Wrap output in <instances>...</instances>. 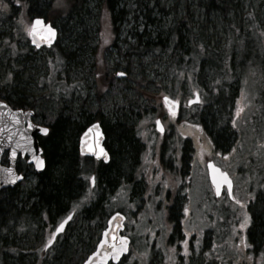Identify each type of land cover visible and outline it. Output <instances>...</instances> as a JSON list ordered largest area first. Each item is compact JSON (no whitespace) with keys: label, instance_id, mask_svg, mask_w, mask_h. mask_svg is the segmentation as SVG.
<instances>
[{"label":"trees","instance_id":"16d2710c","mask_svg":"<svg viewBox=\"0 0 264 264\" xmlns=\"http://www.w3.org/2000/svg\"><path fill=\"white\" fill-rule=\"evenodd\" d=\"M8 1L13 10L27 14L29 19L30 17L32 19L44 18L58 29L60 35L54 54L46 58L44 63L47 64V68L49 63L57 65L54 68L59 85L64 83L68 86L69 81L66 80V75L69 73L70 65L84 64L87 57L92 60L90 74L93 81L89 88L96 95L93 102L97 101L100 104L105 92L114 89V81L115 83L119 82L117 73L123 72L127 78L123 81V88L118 94L122 102L126 101V103H122L119 108L117 104H114L112 109L107 110L109 122L97 117V114L92 112L95 103H75L76 107H74L69 101L58 99L56 95L53 96L52 91L45 99L42 98L43 95L26 99L27 91L13 88L11 84L2 87L0 100L6 101L15 109L43 108L42 106L45 104L42 102L46 103V101L42 100H47L48 97L57 103L54 104L55 110L50 115L52 118L44 116L41 123L51 129L50 135L44 140L42 146L46 162L45 171L35 174L23 161H20L18 170L25 175V184L27 185V179L30 176L34 177V183L25 187L27 189H21L22 185H19L14 189L0 191V244L4 246L11 244L7 243V237L24 238L34 244L40 238L39 233L44 230L47 221L55 223L73 211L74 206L81 205L82 207L85 202V200L83 202L84 197L87 200L82 210L83 217L89 223L94 222L99 228H102L105 218L116 208H113V204L117 202L120 179L123 176L129 178L137 169L135 164L138 151L141 143H144L138 129L134 131L141 124L137 125V123L141 119L150 123L153 115L161 110L160 103L153 101L154 98H158V94L154 95L155 93L149 92L151 85L156 86L157 83L147 79L148 72L144 63L147 60L155 62L156 58L161 57L164 52L169 55V58L165 63L166 74L162 76L169 79V87L159 86L158 89L162 93L169 92L170 95L175 96L177 90L171 87V83L180 78L182 81H178V83L185 84L183 90V85L179 86L181 92H184L183 97L187 98L193 91L200 96L202 110H199V106L193 110L185 107L181 122L186 127L195 128L202 135L204 132L211 144L212 151H216L218 157H231L232 163L228 167L236 176L239 200L242 202L248 199L247 207L250 208L252 205V223L249 230L246 229L248 240L256 243L258 231L262 232L261 236L264 238V197H261L260 194L256 196V190L252 192V186L256 184L255 178L260 174V170L256 169L255 172L251 170L252 155H249V149H245L246 137L250 136L249 131L246 132V128L252 124V121L247 115L248 112L243 121H235L237 115L235 105L241 97V80L247 70L245 67L255 65L252 58L258 62L260 74L264 78V49L260 55L256 51L257 43L264 44V0H260L257 10L250 8L249 11L241 7L242 0H197V5L193 0H172L173 6L170 7L174 11H177L181 1L185 3H183L184 16L175 17L168 34H165L162 24H158L155 22L156 19H152L155 7L149 6L151 1L148 0L144 6L143 0H134L137 6L134 12L138 15L144 6L146 13L143 20L145 24L142 25L141 32H139L141 26L133 25L123 38H120L119 23L123 25L128 20L125 7L128 2L124 0ZM254 4L253 1L250 5ZM93 5H96V9H93L94 12L90 9ZM192 6L198 7L200 11L204 10L205 16H215L219 19L222 24L220 32L211 34L207 21L200 24L195 21L194 15L192 17L189 15L193 14ZM232 13L233 17H231ZM236 13H239L240 16ZM5 20L6 18L1 16V21ZM93 21L96 23L94 37L90 32ZM104 21H106L108 29L106 32ZM134 22H139V16H134ZM244 23L248 27L247 31H244ZM148 27L151 28L149 33ZM218 33L223 36V40L213 39L212 36L217 37ZM65 34H70L71 40L68 38L70 44L66 42V46L63 47L61 42ZM20 40L27 42L25 36ZM9 41L13 42L14 38ZM93 42L96 44L94 45ZM70 47H73L71 52L69 51ZM112 50L116 51L119 60L113 67H110L107 55ZM260 84L264 97V82H261V78ZM78 88L79 86H75L74 89ZM85 90L87 92V89ZM66 91L69 92V89L66 88ZM134 92H136L135 95ZM9 94L10 96H8ZM103 102L104 100H102ZM261 105L264 107V103ZM233 120L236 122V131L233 127ZM93 122H100L104 128L107 148L112 155L109 164H95L93 160L82 158L78 154V137ZM255 131L261 132L260 129ZM185 150H188V147ZM117 154L119 155L117 156ZM91 177H95L94 187L91 185ZM127 192L132 194L134 191L132 189ZM135 199L132 197L130 201L134 202ZM200 201L202 204L211 203L207 192H203ZM126 202L127 200H124L123 204ZM139 204L137 203V205ZM180 208V205L176 204L169 209L171 214L169 221L162 215L163 211H160L161 214L157 212V219L151 222L137 221V225L144 223L150 230L160 231L164 235L170 231L173 233L168 244H157L151 253L147 252L149 259L146 258V261L143 262L133 261L132 264H195V261L190 262L191 259L185 262L178 249L180 244L178 241L183 236L182 232L189 235V232L184 229L186 225L195 227L197 224L199 227L197 233H200L202 238L206 235L207 239V233L214 224V241H218L220 245L223 241H228V246L231 245L233 228L229 220L230 217L234 219L237 214L234 220L238 226L240 214L238 209L221 205L218 214L221 213L220 211L223 213L227 211L226 214H229L230 217L225 216L222 220L201 218L202 220L198 221H186L182 225L178 219L174 218L175 216L173 217V215L180 214ZM209 208L214 210L216 207L212 205ZM151 213L152 207L146 213L147 218ZM251 217L248 216V219L251 220ZM132 223L134 224L133 221ZM196 231H193L192 235H195ZM187 239H189L188 236L185 240ZM134 240H139L134 250H142L141 238L138 236ZM174 241L176 250L172 248ZM65 242L66 239L63 241L59 239L56 245L57 264H73V257L68 256L66 249L69 248ZM254 246L251 248L255 250L261 248V246ZM59 247L64 250L59 252ZM173 250L174 253H172ZM160 251L165 256L157 261L155 253L161 254ZM26 253L7 252V248L2 246V249L0 248V264H50V259L46 258V254H41L42 258H40L36 253L33 260L29 261V255ZM200 253L203 252L200 251L198 254ZM203 255L207 254L203 253ZM166 257L171 260H167ZM209 257H207L208 260Z\"/></svg>","mask_w":264,"mask_h":264},{"label":"rangeland","instance_id":"374dc122","mask_svg":"<svg viewBox=\"0 0 264 264\" xmlns=\"http://www.w3.org/2000/svg\"><path fill=\"white\" fill-rule=\"evenodd\" d=\"M125 2H128V4L125 5L126 7V14L128 15L127 22H124L123 25L119 23L121 34L120 38H123L127 35V32L133 27V25L137 24L138 26H141V29L139 32L143 30L142 25L144 26V20L143 17L146 13L144 6L145 3L147 4L148 0H143L144 6L140 11V14L138 15L135 11L136 9V3L134 0H124ZM150 7L154 6L155 10L153 13V18L156 19L155 22L158 24H162L164 26L165 34L169 33V28L172 25V21L176 19L175 17H183L184 16V2L181 1L179 3V8L176 9L177 11H174V9H171L170 6H173L172 0H150ZM195 2V5H197V0H193ZM243 4L241 7H243L244 10L248 11L250 8L253 10H257L260 0H242ZM254 1V5H250ZM20 2V1H19ZM4 3L7 5V9L4 10L3 7H0V93L2 91V87L7 84H11V86L16 89L27 91L28 94L25 95L26 99L33 98L35 96L39 97V95H43L42 98L45 99L48 94H51V91L53 92V96H57L58 99H63L66 102L69 101V103H72L71 105L76 107L74 105L75 103H95L93 106L92 112L97 114V117L102 118L104 121L109 122V116L107 114V110L112 109L114 107V104H117V107L119 108L122 103H126V101L122 102L121 97H119V91L123 88V81L127 78L126 74L123 77L118 78L119 82L114 81V89L110 92H105V95L102 100L104 102L102 103V100L100 101V104L98 102L94 101L93 99H96V95L94 91H92L89 86L91 85L93 78L90 74V70L92 68V60L90 57L86 58V62L84 64H78L77 65H70L69 67V73L66 75V80L69 81V85L66 84H58L57 83V75L55 74V68L57 65L53 63H49V66L47 68V64L44 63L45 59L52 56L55 51L53 50H41V51H35L33 48L30 47L29 43L26 41H22L20 39H24L28 37L26 36V29L29 30V25L32 20V18L27 16V14L20 12L18 10H13L9 1L4 0ZM184 3V4H183ZM193 4V3H192ZM164 7V8H163ZM191 12L194 15V20L199 22H208V27L210 29V33L213 34L214 32H220L222 28V24L219 19H217L215 16H205L204 10L200 11L198 7L192 6ZM91 10L96 9V5H93L90 7ZM162 9H164V12H162ZM172 10V11H171ZM94 12V10H93ZM176 12V13H175ZM235 14V13H234ZM239 14V13H238ZM236 13V15H238ZM233 13L231 14V17ZM1 16H4L6 18L5 21H1ZM134 16H139V22H134ZM240 16V14H239ZM104 23V30L106 32V21ZM244 31H247V25L244 23ZM92 30L90 32L92 33V37L95 36L96 33V23L92 22ZM151 28L148 27V33ZM28 35V34H27ZM218 36L213 37L215 40H223V36L217 34ZM259 37V36H257ZM13 40V42H10L9 39ZM68 38L70 39L69 35H64L63 41L61 42L62 46H66V42H68ZM71 40V39H70ZM258 40V39H257ZM97 42V41H96ZM96 42H93L95 45ZM69 43V42H68ZM70 44V43H69ZM71 48H69V51L71 52ZM264 49V44L257 43L256 51L257 54L260 55L261 52ZM107 62L110 67H113L114 64L118 63L119 58L116 56V51L112 50L109 55H107ZM169 58V55L164 52L162 53V56L159 58H156V61L152 63L151 60L145 61L144 65L147 67L146 71L148 72L147 79L156 82V86L151 85V89L149 92L155 93L154 95L158 94V98H154V102L158 103L160 102V98L164 94H169V92H160L158 89L159 86L167 87L168 80L166 77L162 76L163 74H166L165 72V63L167 62ZM255 65L253 66H247V70L245 71L243 78L241 80L242 89H241V97L238 101H236V107L235 112L237 111V115L235 117V121H243V118L245 114L248 112V117H250V121H252V124L246 128V132L249 131V138L246 137L245 142V149H249V155H252V161L250 164L251 170L255 172L256 169L260 170V174L256 176V184L252 186V192L253 190H256V196L260 194L261 197H264V107L261 105L264 103V97L262 95V85L260 84V78L261 82H264L263 76L260 74L258 65V62L255 58L251 59ZM47 68V69H46ZM120 73V72H119ZM118 76V75H117ZM65 80V81H66ZM263 84V83H262ZM133 86V84H131ZM78 87L77 90L74 88ZM185 84L182 86V90L184 89ZM66 88L69 89V92L66 91ZM84 88V89H83ZM136 88V87H135ZM71 89H74L70 91ZM80 89V90H79ZM87 89V92L86 90ZM60 92V93H58ZM133 92V91H132ZM136 92L133 94L135 95ZM160 93V94H159ZM177 94V93H176ZM34 95V96H33ZM10 96V94L8 95ZM135 99V96H134ZM53 100V99H52ZM46 101L42 102L45 104V106H42L43 108H36L34 111L36 113V116L34 118V121L37 123H42L44 116L47 118H52L50 115L54 112V107L57 102L51 101L48 97ZM186 101V99H185ZM250 103V108L248 109V105ZM199 110H202V106L198 107ZM99 109V110H98ZM53 111V112H52ZM160 113V112H159ZM50 116V117H49ZM253 116V120H252ZM238 118V119H237ZM233 120V127L236 131V122ZM111 122V120H110ZM256 129H260L261 132H256ZM204 131V130H203ZM180 133H183L185 135L190 136L189 140L192 142L195 148H200L201 153L207 152L210 153L211 151V144L207 138V136L203 133V135L196 131L195 128L187 126L186 128H180ZM255 134H253V133ZM253 135H252V134ZM192 139V140H191ZM223 165V163H221ZM224 166V165H223ZM225 167V166H224ZM226 168V167H225ZM200 178V177H199ZM28 183L27 185L25 183L20 186L21 189H27L25 187H28L31 183H34V177L30 176L27 179ZM25 184V185H24ZM251 192V193H252ZM81 200V199H80ZM85 200V202H84ZM87 198H83V204L76 205L73 207V211L76 213V217L74 221L69 225L67 231L64 233L63 237L60 238V241H63L66 239V244L68 245L69 249H66L68 256L73 257V264H82L87 257L95 250L96 245L99 241V238L102 234V229L98 227L94 222L89 223L85 218L83 217L82 210L84 208V204L86 203ZM120 204L117 202L113 204V208L118 209ZM248 205V199H245L242 201L241 207L238 209L239 214V224L237 226V223L235 224V218L237 214L233 217H230L229 214H226V217H230L229 223L231 224L232 229V238L230 239L231 245L228 246V241H223L222 245L218 241H214V234H215V227L213 224V228L209 229L208 238L206 239L205 236H199L200 233H197L199 230L198 225L196 224L195 227H188L186 225V229L189 233V235L193 234V231H196V234H198V238H195L194 243L198 244L201 243V247L197 248L195 250L198 252L203 253L197 254L194 258L195 254H191L189 257H187V260L190 258V262L193 263L195 261V264H264V238L261 236V231H258V238L255 242H251L250 239L248 242L247 240V228L249 230V226L252 223V211L250 205V208L247 207ZM114 209V210H115ZM238 212V213H239ZM248 216L251 217V220L248 219ZM195 224V223H194ZM200 224V223H199ZM210 224V223H209ZM241 224H244V227L241 228ZM128 231V230H127ZM138 231V230H137ZM140 232V231H138ZM137 232V233H138ZM240 233V234H239ZM206 234V233H205ZM132 235V236H131ZM130 238L137 239L138 235L131 232ZM188 235V237H189ZM40 238H38L35 242L36 244H31L27 241V239L21 238L20 240H16L17 244L20 245L22 250L30 251L26 254L29 255L28 260L32 261L33 257L35 256L36 252H34V249L36 246H43L50 240V236L47 238H44L39 235ZM262 238V239H261ZM140 240V239H139ZM139 240H135L134 248H136V245L138 244ZM206 240V241H205ZM151 241V240H149ZM196 241V242H195ZM225 242V243H224ZM233 242V243H232ZM245 244V245H244ZM254 244V245H252ZM259 247V249H252L251 247ZM149 249H152V245L149 244ZM172 248L176 250V243L175 241L172 244ZM62 247L58 249L59 252H62ZM172 251L174 253L175 251ZM57 252V251H56ZM133 252L136 253V256L134 258V261H146V258L149 259L148 253L145 252H138L137 249ZM185 252L187 250L185 249ZM158 254L155 253L156 260L162 259L163 256H165L162 251H160ZM171 253V257H172ZM184 253V251L182 252ZM210 253V254H209ZM57 257V255H56ZM169 257H166L167 260ZM231 258V260H229ZM165 260V261H167ZM185 260V262H187ZM27 261V259H26ZM164 261V260H163ZM207 261H210L209 263ZM55 263L57 264V260L55 258ZM131 261L128 259H125V261L122 264H132ZM178 263V262H177Z\"/></svg>","mask_w":264,"mask_h":264},{"label":"flooded vegetation","instance_id":"af4514ba","mask_svg":"<svg viewBox=\"0 0 264 264\" xmlns=\"http://www.w3.org/2000/svg\"><path fill=\"white\" fill-rule=\"evenodd\" d=\"M120 77L121 76H118V78ZM178 81H182V79H175L171 83V87L177 90V94L175 96L164 94L161 97L159 102L161 107L160 113L159 111L156 112L155 115H153L154 117L150 123L145 122L143 119L138 121L137 125L139 123L141 124L138 128L136 127L134 131L138 129V133H140L144 143H141L140 149L138 151L135 164L137 169L136 171L134 170L129 178L123 176L118 184L119 190L117 193V203L120 205L118 209H115V211H119L126 217V229L123 233L125 236L130 238L131 232L135 233L134 231L136 230L140 231L135 233L141 238L143 243V249L137 250L138 252L146 251L151 253L157 244H168L173 232L170 231L164 235L160 231L150 230L144 223L142 225L141 223L137 225V221L144 220L151 222L152 220H156L157 212L161 214L160 211H163L162 215H164L169 221L171 217L169 209H171L176 204H179L181 207L180 214L173 215V217L175 216L174 218L178 219L182 225L186 221H198L201 218L206 220H215L218 218L219 220H222L226 216L227 211L226 213L220 211L221 213L218 214V209L221 207V205H225L228 208L239 209L242 204V202L239 200L240 198L237 188L236 176L229 170L228 167V165L232 163L231 157L226 156L224 158H220L217 156V152L212 151V149L210 153H201V149H196L193 145V140L191 139L192 142L189 140L190 136L179 132L180 128H186L184 123L181 122L183 109L186 107L193 110L200 106V104L196 106L189 105L190 101H192L198 94L197 92L193 91V93H191L187 98L183 97L182 95L184 92H181V87H179L183 84L180 85ZM166 86L169 87V82ZM164 97H169L178 104L179 107L177 114L173 115L167 111L162 101ZM199 103H202L201 98ZM35 116L36 113H34V118ZM157 121H159V124H157ZM34 123L38 126L49 129L47 135L38 136L39 145L43 150L42 146L44 144V140L50 135L51 129L47 125H43L35 121ZM161 128L163 131H161ZM84 131L80 133L77 143V150L80 157L82 156L79 152V141ZM104 146L109 152L110 159L112 160L111 152L107 148L106 135ZM187 147L188 150H185ZM118 155L119 154H117V156ZM87 159L93 160L95 164L106 165L104 162L95 160L93 158ZM24 161L26 162V160ZM209 162H213L215 165L220 167L223 172H226L230 176L232 181L231 195L228 194V189L226 187L222 188L220 196L216 195L213 184L209 178V172L207 168V164ZM221 163H223L226 168L221 165ZM25 181L26 177L24 175L23 183H25ZM125 189L127 191L133 189L134 192L129 194L127 191L125 192ZM204 191L205 193L207 192L208 199L211 201V203H201L200 200ZM132 197H135L136 201L131 202L130 198ZM137 199L140 200L138 201ZM124 200H127L125 204H123ZM237 201H239V203H237ZM137 203L140 204L137 205ZM212 205L216 207L214 210L209 208ZM151 207L152 213L151 215H148L147 218L146 213ZM73 214L74 220L76 213L74 212ZM66 216L67 215L55 223L47 221L44 230L40 232L39 235L41 234V236L44 238L50 236L49 238L52 240L55 229L64 220V218H66ZM105 219L107 221V218ZM73 220L70 222V224L73 222ZM182 234V238L178 241L180 243L178 249L183 259L187 260V257H189L190 254L192 257L193 254L197 255L199 253V251H196L195 253V250L201 247V243H194L195 238H198L197 234L189 235V239L187 240H185V238L188 236L187 233L182 232ZM246 236L247 240L245 241L248 242V234ZM60 237H63V235ZM59 239L57 238L51 244L47 242L44 247L36 246L34 252H36L40 258H42L41 254H46V258L50 259V264H54L56 258V245ZM16 240H20V237H7V243L11 244L6 246L0 244V248L2 249V246L6 247L7 252L11 253L30 252L22 250L20 245L17 244ZM130 240V252L125 258L129 259V261L132 260L131 263H133L136 256V253L133 252L135 240L132 238H130ZM34 243L36 244V242ZM149 244L152 245V249L148 248ZM185 249L187 252H185ZM183 251L184 253H182Z\"/></svg>","mask_w":264,"mask_h":264},{"label":"water","instance_id":"95a60500","mask_svg":"<svg viewBox=\"0 0 264 264\" xmlns=\"http://www.w3.org/2000/svg\"><path fill=\"white\" fill-rule=\"evenodd\" d=\"M37 19L42 21L41 25H35V21ZM48 25L53 27L51 23H48L44 18L41 17H37L32 20L30 30L35 27V33L33 35H29V42L30 45L36 50H41L43 48L50 49L56 44L58 40V30L53 27L56 31V37L49 44L47 40L46 29V26ZM162 101L169 113H174L173 115L178 113L179 106L177 103H175L174 105H166L164 102V98L162 99ZM199 102V96L196 95L194 100H192L189 105L199 104ZM170 107L172 109L171 111L169 110ZM33 114L34 113L32 111L13 109L6 102L0 101V190L14 189L24 181V176L17 170V161L19 157L27 158V164L33 167L36 174H41L45 171L46 162L45 167L41 170L36 169L34 164L31 162L33 150L36 152V154L40 155L44 159L42 148L39 145L38 136H45L39 131L40 128L44 127L37 126L32 122ZM29 124H31L32 127H29ZM94 125H98L99 129L97 130L95 127H93ZM89 129H92V131H89ZM98 132L101 135H98ZM97 141H99V147L103 148L104 151L108 154L107 160H105L103 156L97 158L95 155H93V151L97 150ZM104 142L105 135L101 124L98 122L92 124L84 131L80 138V155L87 158H93L95 160L102 161L105 164H108L110 162V155L104 146ZM12 151H15L17 153L15 158L11 156ZM5 154L8 155L7 166H4L2 164V158ZM207 166L209 178L211 183L213 184L215 192H217V185H220V193L222 192L223 187H226L228 189V182L231 183L232 187V181L227 173L222 172V170L219 167L215 166L213 162H209ZM7 168H11L14 175L17 177L15 183L7 182L8 175L5 172V169ZM225 176L227 178L226 180L224 179ZM92 185L94 184L92 183ZM73 216L74 214H70L63 222H61L64 223V228L60 232L55 231L52 242H54L59 235L63 234L66 231V228L72 221ZM69 217H71V219H69ZM125 222L126 218L120 212L114 213L108 219L106 228L102 232L101 239L96 247L95 252L89 256L84 264H119L124 256L128 255L131 241L128 237L123 236V232L125 230ZM113 237H115V239H113ZM122 240H126L127 242L125 246L126 250L122 251L119 257L116 258L112 254L113 249L111 245L115 244L117 246V249H119Z\"/></svg>","mask_w":264,"mask_h":264},{"label":"snow or ice","instance_id":"6c2138e0","mask_svg":"<svg viewBox=\"0 0 264 264\" xmlns=\"http://www.w3.org/2000/svg\"><path fill=\"white\" fill-rule=\"evenodd\" d=\"M0 7H3L4 10L7 9V5L4 3V0H0ZM41 24H42V21H41V20L37 19V20L35 21V25H41ZM46 29H47V40H48V42H49V44H50V42H51L52 40H54L55 37H56V31H55V29H54L53 27H51L50 25L46 26ZM34 33H35V27H33V28L29 31V35H33ZM37 46H38V45H37ZM117 75H119V76H124L125 73L120 72V73H117ZM197 100H198V97H197ZM164 102H165L166 105H174V104L176 103L175 101L170 100L168 97H164ZM190 103H191V101H190ZM169 110H170V111L172 110L171 107H170ZM173 114H174V113H173ZM17 122H18V121H17ZM157 124H159V121H157ZM28 126H29V127H32L31 124H29ZM93 127H95L97 130L99 129V126H98V125H94ZM39 131H40L42 134L47 135L48 132H49V129H48V128H40ZM89 131H92V129H89ZM161 131H163L162 128H161ZM98 135H101V134L98 132ZM16 155H17V153H16L15 151H12L11 156H12L13 158H15ZM93 155H95L97 158H100L101 156H103V158H104L105 160H107V158H108V154L104 151V149L101 148V147H99V141H97V150H94V151H93ZM31 162L34 164L35 168L38 169V170H41V169H43V168L45 167V161H44V159H43L40 155L36 154V152H35L34 150H33L32 158H31ZM5 172H6L7 175H8V181H7V182L15 183V180L17 179V177L14 175L13 170H12L11 168H7V169H5ZM224 179H225V180L227 179L226 176L224 177ZM91 181H92V183L94 184V183H95V177H92V178H91ZM214 183H215V177H214ZM220 194H221V193H220V185H217V192H216V195L219 196ZM228 194L231 195V183H230V182H228ZM237 203H239V201H237ZM69 219H71V217H69ZM243 227H244V224H241V228H243ZM63 228H64V223H61V224H59V226L55 229V231H56V232H60V231L63 230ZM106 235H107V233H106ZM53 238H54V236H53ZM113 239H115V237H113ZM48 243L51 244V243H52V240L50 239V240L48 241ZM126 243H127L126 240H122L119 249H117V246H116L115 244H112V245H111V247H112V249H113V253H112V254H113L116 258L119 257V255H120V253H121L122 251H125V250H126V247H125V246H126Z\"/></svg>","mask_w":264,"mask_h":264}]
</instances>
